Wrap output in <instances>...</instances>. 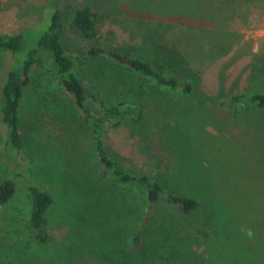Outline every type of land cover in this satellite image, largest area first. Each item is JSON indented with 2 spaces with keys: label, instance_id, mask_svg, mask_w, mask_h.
Listing matches in <instances>:
<instances>
[{
  "label": "rangeland",
  "instance_id": "374dc122",
  "mask_svg": "<svg viewBox=\"0 0 264 264\" xmlns=\"http://www.w3.org/2000/svg\"><path fill=\"white\" fill-rule=\"evenodd\" d=\"M49 3L0 0V34H25V48L17 56L0 50V90L8 70L15 68L14 58L20 64L47 30L50 23L43 8ZM59 4L61 41L69 55L93 45L150 59L153 52L171 48L174 57L183 61L184 56L187 62L181 63L183 76L198 74L193 95L171 90L178 101L171 112L163 108L164 101L146 97L139 122L130 117L120 125L111 123L104 136L108 152L126 169L160 178L172 192L200 203V209L185 218L160 203L156 221L186 229L181 238L187 245L173 249L170 242L166 259L157 260L158 253H153L146 264H264V111L239 116L222 103L233 96L264 93V0H61ZM86 7L96 15L95 34L89 40L72 26L74 13ZM107 67L112 68L108 63ZM49 69L46 62L36 65L23 88L22 145L13 165L54 199L48 217V260L67 254V264H132L112 247L95 249L92 229L68 210L91 208L92 200L126 220L127 240L137 219L131 210L143 208L145 200L102 177L92 131ZM88 70L79 72L86 88L104 92V81L92 79ZM122 72L120 78L141 79L139 74ZM157 91L163 96L168 92ZM4 138L0 126V178L10 167ZM77 181L84 183L79 189ZM15 185V197L0 211V237L19 249L12 225L29 239L32 200L20 178H15ZM111 239L98 232V242ZM29 253L40 256L33 250Z\"/></svg>",
  "mask_w": 264,
  "mask_h": 264
},
{
  "label": "trees",
  "instance_id": "16d2710c",
  "mask_svg": "<svg viewBox=\"0 0 264 264\" xmlns=\"http://www.w3.org/2000/svg\"><path fill=\"white\" fill-rule=\"evenodd\" d=\"M59 2L61 0H50V6L40 7L49 18L50 24L37 40L36 47L28 51L27 57L20 64H16L14 58L13 68H15L8 70L0 90V126L5 129L3 149L10 165L7 172L0 178V211L5 210V207L15 197L16 177L20 178L32 200L28 225L29 239L10 223L14 229L12 232L16 237L19 249L7 246L5 238L0 237V260H3L4 264L11 263L14 259L18 264L68 263L67 254H62L60 258L56 259H52L51 255V260H48L49 256L46 252V250L51 251V247L48 246L50 240L48 217L55 205L53 197L23 178L13 168L22 145L19 109L23 88L29 84L34 67L44 62L50 67L49 72L57 87L69 97L77 112L89 125L94 136V152L101 168L102 177L115 180L145 200V208L135 207L131 210V216L137 217V219L127 240L125 239L128 227L126 220L123 218L119 220L109 209L96 205L92 200L90 203L86 202L90 204L91 208L79 209V207L70 206L68 210L72 211L81 222H84V225L92 229V237H95L93 241L95 249L112 247L114 251L121 254V257L128 256L127 258L132 264H146L152 258L151 254L153 253H158L155 255L157 260L166 259V252L171 244L173 249L176 247L185 248L187 243L181 238V234H184L186 229L182 228L180 231L178 227L163 226L158 220L156 221L155 216L158 215L160 203L164 202L179 216L185 218L200 209L199 201L194 197L172 192L169 184L160 178L156 179L145 174L137 175L126 169L120 159L111 156L108 152L104 144V136L107 126L111 123L120 125L130 117H134L136 122H139L142 119V112H144L145 103L143 104V100L146 97L156 102L164 101L165 107L163 108L171 112L178 103L174 100L177 95H173L171 92H180L185 96L193 95V87L194 83L198 82V74L195 73L196 76H191L188 73L187 76H183L180 73V68L181 63L186 60L182 54L183 61L174 57L171 48H162L153 52L150 59L93 45L80 50L75 56L69 55L61 41L62 21L58 10ZM142 4L145 3L142 2L140 5ZM40 8L34 7L37 11ZM49 9L50 12L47 13ZM140 11L143 10L140 9ZM95 24L96 15L90 8H81L74 13L72 26L82 39L89 40L94 36ZM24 38V33L0 34V50L13 57L17 56L25 48ZM107 63L112 67L111 69L107 67ZM89 68L93 69L88 70ZM87 70L89 73L91 72L92 79L104 81V92H92L86 88L84 79L81 78L79 72ZM122 70L139 74L141 79L134 76L131 80L132 78L123 74L124 77L120 78L121 73H124ZM158 89H166L168 91L166 96L158 92ZM169 97L172 100L169 101ZM194 101H198V105L202 102L195 99ZM222 103L228 110L239 116L245 112L264 111V93L233 96ZM137 113L140 114L134 116ZM175 140L183 141L177 137ZM248 156L253 158L251 154ZM81 184L84 183L80 181L75 183L77 189L82 187ZM110 216H113L114 220H109ZM85 217L89 218L84 220ZM98 232L110 234L112 239L98 242ZM170 242L171 244H169ZM38 249L43 252L40 253ZM30 250H33L35 255L39 253L40 258L32 256L29 253ZM42 254L44 257L41 258ZM101 254L105 259L104 252ZM42 259H44L43 262H41Z\"/></svg>",
  "mask_w": 264,
  "mask_h": 264
}]
</instances>
